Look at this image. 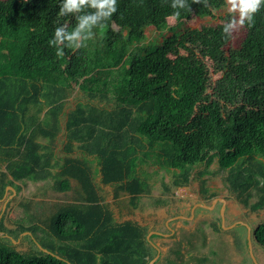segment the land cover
I'll use <instances>...</instances> for the list:
<instances>
[{
  "label": "trees",
  "instance_id": "obj_1",
  "mask_svg": "<svg viewBox=\"0 0 264 264\" xmlns=\"http://www.w3.org/2000/svg\"><path fill=\"white\" fill-rule=\"evenodd\" d=\"M184 3L177 0L181 15L174 17L172 0H118L117 10L93 25L106 27L104 37L86 29L74 49L67 40L49 41L60 25L73 30L81 13L60 15L61 0H0V198L9 185L19 190L51 177L59 192L70 190L72 179L82 188L81 202L47 216L23 203V214L11 219V202L2 214L0 199V264H148L157 251L148 233L136 222L117 221L92 167L97 162L116 198L124 192L135 201L150 192L139 174L147 148L145 156L153 152L175 170L179 187L199 179L205 190L204 176L217 160L238 196L248 201L257 188L252 208L264 210V6L229 51L231 32L223 29L231 13L200 28L173 26L160 42H146L147 27L167 28L170 17H214L227 6L226 0ZM76 79L89 102L65 111ZM62 130L67 155L59 163ZM253 235L264 247V222Z\"/></svg>",
  "mask_w": 264,
  "mask_h": 264
},
{
  "label": "rangeland",
  "instance_id": "obj_2",
  "mask_svg": "<svg viewBox=\"0 0 264 264\" xmlns=\"http://www.w3.org/2000/svg\"><path fill=\"white\" fill-rule=\"evenodd\" d=\"M226 2V7L215 10L214 17L193 16L180 22L170 17L167 28L147 27L146 42H160L164 36L172 34L173 26L182 31L186 28L216 24L221 22L222 17L227 13H231L232 17L238 20V9L232 10L230 0ZM94 28H97V32L104 37L106 27L92 26L91 29ZM230 32L231 39L225 46L226 51L239 47L246 36L244 25L238 24L237 27L230 28ZM218 77L220 74H213L214 80ZM79 83V79L72 82L74 93L68 99L65 111L74 109L78 103L89 102L87 95L79 88ZM64 120L65 118L63 123ZM64 142L65 135L62 130L55 146L59 163H62V157L67 155ZM147 150L148 148L146 153H140L143 161L139 166V174L147 179L150 192L140 195L135 201L124 192L116 198L114 186L102 183L97 162L94 161L92 167L97 190L103 202L114 212L117 221L136 222L144 227L148 234L151 231L169 234L171 231L166 224L167 220L177 215L186 217L176 218L169 223L170 228L174 230L173 234L158 235L151 239L160 249V255L154 264H255L248 244L249 229L245 223L250 226L252 251L256 260L259 264H264V247L257 243L253 235L254 229L264 222V210L252 208L253 203L259 198L257 188H251L252 194L248 201L246 195L238 196V193L229 187L228 170H222L217 160L212 163L209 172L204 176L205 190L201 189L199 179L192 180L187 186H176L175 170L163 167L153 152L150 156H145L149 154ZM56 167L53 171L59 168L58 165ZM81 193V185L75 179L71 180L70 190L65 192L55 189L52 177L46 181H29L21 184V189L16 190L8 200L11 202L9 216L11 219L21 216L25 209L23 203H29L30 211H42L43 216H47L55 212L60 205L81 202ZM7 197L2 201H6ZM215 198L225 199L224 225L221 221L223 202L219 199L214 201ZM198 203L209 207L200 206ZM157 254V251L156 253L152 251V256L156 257Z\"/></svg>",
  "mask_w": 264,
  "mask_h": 264
},
{
  "label": "clouds",
  "instance_id": "obj_3",
  "mask_svg": "<svg viewBox=\"0 0 264 264\" xmlns=\"http://www.w3.org/2000/svg\"><path fill=\"white\" fill-rule=\"evenodd\" d=\"M118 0H61L60 15H66L67 13H81L78 17V23L75 28L71 31L66 30V25H60L55 29V39H51L49 42L51 44L58 43L64 40L69 42V47L77 48L80 46L79 39L82 33L86 29H91L100 19L101 16L110 17L112 12L117 10ZM206 2V0H205ZM181 7H186L184 0H179ZM231 9L239 11V19L237 20L233 17L228 23L225 24L223 31L228 32L230 28H235L237 25H244L247 21L249 26L254 22V14L264 6V0H230ZM96 7L100 11L94 14L84 13L87 7ZM173 8L177 11L173 13L174 17H179L181 15L179 9L177 8V0H172ZM190 7V5H187ZM247 18V19H245ZM88 36H92L91 31L87 32ZM231 35V33L229 34ZM58 55L64 54V49H56Z\"/></svg>",
  "mask_w": 264,
  "mask_h": 264
},
{
  "label": "water",
  "instance_id": "obj_4",
  "mask_svg": "<svg viewBox=\"0 0 264 264\" xmlns=\"http://www.w3.org/2000/svg\"><path fill=\"white\" fill-rule=\"evenodd\" d=\"M9 190H13V193H12V195H10L9 196V198H11L15 193H16V190L14 189V187L13 186H11V185H9V186H7V188H6V192H5V195H4V197L3 198H0L1 200H4L6 197H7V194H8V191ZM221 200L222 202H223V206H222V214H221V219H222V222H223V225H224V223H225V215H224V207H225V199H223V198H215L214 199V201H217V200ZM7 202H8V198L6 199V201L4 202V204H3V209H2V214H3V212L6 210V207H7ZM198 205H200V206H208V205H206V204H203V203H198ZM209 207V206H208ZM2 214H1V216H2ZM176 218H186L185 216H183V215H177V216H175V217H172V218H169L168 220H167V225H168V228L170 229V231H171V233L170 234H173L174 233V230L172 229V228H170V222L172 221V220H174V219H176ZM245 225L248 227V229H249V237H248V244H249V249H250V253H251V255H252V257H253V259H254V263L255 264H259L258 262H257V260H256V257H255V255H254V253H253V251H252V239H251V230H250V226L248 225V224H246L245 223ZM163 233L162 232H159V231H151V232H149V234H148V236H147V238L151 241V237H152V235H162ZM166 235H168V234H166ZM152 242V241H151ZM153 245H155V244H153ZM159 255H160V249H158V254H157V256L156 257H154L148 264H154L155 263V261L157 260V258L159 257Z\"/></svg>",
  "mask_w": 264,
  "mask_h": 264
},
{
  "label": "flooded vegetation",
  "instance_id": "obj_5",
  "mask_svg": "<svg viewBox=\"0 0 264 264\" xmlns=\"http://www.w3.org/2000/svg\"><path fill=\"white\" fill-rule=\"evenodd\" d=\"M221 221H222V219H221ZM238 225H240V224H238ZM166 234H167V233H163V234L160 235V236H166ZM168 235H171V234L169 233ZM152 243L155 244L153 241H152ZM153 246L156 248L157 253H158V249H159V248L157 247V245L155 244V245H153Z\"/></svg>",
  "mask_w": 264,
  "mask_h": 264
},
{
  "label": "crops",
  "instance_id": "obj_6",
  "mask_svg": "<svg viewBox=\"0 0 264 264\" xmlns=\"http://www.w3.org/2000/svg\"><path fill=\"white\" fill-rule=\"evenodd\" d=\"M76 153H78V152H76Z\"/></svg>",
  "mask_w": 264,
  "mask_h": 264
}]
</instances>
